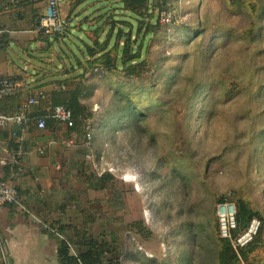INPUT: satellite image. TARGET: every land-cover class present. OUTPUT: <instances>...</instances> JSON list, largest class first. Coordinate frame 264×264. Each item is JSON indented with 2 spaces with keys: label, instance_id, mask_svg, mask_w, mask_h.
<instances>
[{
  "label": "rangeland",
  "instance_id": "rangeland-1",
  "mask_svg": "<svg viewBox=\"0 0 264 264\" xmlns=\"http://www.w3.org/2000/svg\"><path fill=\"white\" fill-rule=\"evenodd\" d=\"M89 2L91 15L123 14L120 2ZM172 5L173 20L188 23L160 26L143 41V71L85 74L93 159L85 160L68 218L72 225L82 224L77 212L93 218L95 235L116 243L122 264H212L213 238L221 237L216 208L233 193L264 216V0ZM77 37L90 41L74 31L61 42L63 71L82 59ZM127 95L151 103L145 115L130 113ZM103 173L113 178L101 190L93 183ZM134 220L150 235L131 230ZM260 224L251 264H264Z\"/></svg>",
  "mask_w": 264,
  "mask_h": 264
},
{
  "label": "crops",
  "instance_id": "crops-1",
  "mask_svg": "<svg viewBox=\"0 0 264 264\" xmlns=\"http://www.w3.org/2000/svg\"><path fill=\"white\" fill-rule=\"evenodd\" d=\"M90 3H63L61 14L67 22V32L48 40L39 28L46 0H0V77H10L18 83L17 91L0 101L2 112L16 114L20 104L37 90L50 95L58 88L55 80L68 76L61 70L64 52L60 45L71 39L74 31L89 36L91 29L85 27L99 25L94 19L99 14L91 15ZM83 17L88 18L81 23ZM78 72L75 68L70 74ZM46 104L44 101L31 106V114L42 113ZM66 140H72L74 145L66 147ZM89 154L91 159L86 157ZM92 159V143L88 147L86 138L76 139L63 124L50 122L45 129H38L34 121L26 127L12 120L0 121V176L14 184L22 205L6 204L0 210V264H60L61 235L55 229L48 230V225L57 228L59 224H71L69 203L76 197L73 195L85 160ZM82 216L77 212L73 217L83 222ZM93 224L94 220L84 227L95 235ZM70 233L71 228L66 231Z\"/></svg>",
  "mask_w": 264,
  "mask_h": 264
},
{
  "label": "trees",
  "instance_id": "trees-1",
  "mask_svg": "<svg viewBox=\"0 0 264 264\" xmlns=\"http://www.w3.org/2000/svg\"><path fill=\"white\" fill-rule=\"evenodd\" d=\"M89 1L91 0H78L79 3H89ZM113 1L120 2L121 4V6L117 8L121 13L123 12V14H117L118 17L121 18H113L112 16H116L115 12V14L112 13L111 16L107 18H104L103 14H99L94 18L99 25H97L95 29L90 30L88 36L90 41L86 42L80 39L79 41L82 44L77 45L82 59L75 57V64H71L70 68H66L65 70L68 76L55 80L58 88L53 90L49 95L48 102L50 104H61L70 110L74 124L72 127L68 128V131L74 133L76 139H81L82 141L86 138V133L88 128L91 127L90 124L93 118V112L81 101L86 91L84 82L85 74L89 72L91 75H95L97 73L104 77L107 72L118 70L119 67L127 74H137L146 67L144 64L145 62L140 60V51L143 41L157 33L160 26L163 29L172 30L188 23L178 22V20L172 19V22L168 26L160 24L159 14L167 8L169 3L168 0ZM123 17H127L128 19H124ZM86 18L88 17H83L80 22L83 23ZM131 19L135 22L134 34L130 31L133 29ZM157 22L159 23L158 25ZM121 25L127 28L128 31L123 30L124 28H122ZM103 31L104 35H102ZM45 37L46 39L51 38L49 36ZM58 37L59 36H56L52 39H57ZM113 38L114 42L111 43ZM75 68L79 69V72L76 75L70 74L71 70ZM249 84V81L237 83L234 89L241 90L246 88ZM224 90L227 92L233 91V89L230 90L227 86ZM127 102L129 104L128 109H130V113H133L135 118L145 115V109L151 105V103L148 102L140 106L136 97L130 95H127ZM41 114L42 113L36 114L35 116ZM48 123H50V121L47 122V124ZM112 178L111 174L103 173L96 176L94 182L98 189L104 190ZM225 201H231L236 204L237 207V229L233 232L234 236L246 227L252 217H257L261 220L260 223L262 222L264 224V216L259 211L253 210L249 202L241 196H237L236 193H233L232 199H225ZM83 217L84 219L81 225L59 224L57 228L51 224L50 226L48 225V230L55 229L56 232L61 235L58 246L60 264H122L120 259L121 251L116 243L113 240L94 235L89 230L85 229L84 226L94 219L85 216L84 213ZM128 227L140 236L150 235L143 220H134ZM70 228L71 233L66 234V231ZM261 234L262 229L251 243L240 248L236 252L231 242L228 239L220 237L219 233L216 232L213 238L216 249L213 253L212 264H251L249 262L250 256L260 245Z\"/></svg>",
  "mask_w": 264,
  "mask_h": 264
},
{
  "label": "built area",
  "instance_id": "built-area-1",
  "mask_svg": "<svg viewBox=\"0 0 264 264\" xmlns=\"http://www.w3.org/2000/svg\"><path fill=\"white\" fill-rule=\"evenodd\" d=\"M15 2V0H11ZM68 0H46V6L43 15L39 18L40 31L51 38L60 36L65 32L67 22L61 14V6ZM173 1L168 0V6L159 15V22L161 25H169L173 19ZM18 88V83L10 77H0V101L13 95ZM46 102V106L41 115L33 116L30 112L31 106H34L40 102ZM49 95L45 90L39 89L34 96L28 97L24 100L18 109V112L14 115H7L2 112L0 108V121L5 122L12 120L16 124L26 127L32 121L36 128L45 129L47 122H53L63 124L65 126L72 127L74 121L69 109L61 104H50ZM92 132L90 128L86 133V144L92 143ZM66 147L70 148L74 145L72 140L64 141ZM40 151V150H39ZM41 152V151H40ZM87 159H91V155L86 156ZM6 204L14 206H22L20 195L10 181L3 179L0 176V210ZM216 214L218 217L219 231L222 238L228 239L232 247L237 252L240 248L247 246L253 241L255 236L259 232L260 220L257 217H252L246 227L237 235H233V232L237 229L236 221V209L232 202H222L217 205ZM72 251V248H71Z\"/></svg>",
  "mask_w": 264,
  "mask_h": 264
}]
</instances>
